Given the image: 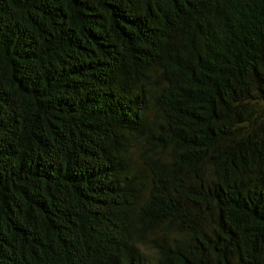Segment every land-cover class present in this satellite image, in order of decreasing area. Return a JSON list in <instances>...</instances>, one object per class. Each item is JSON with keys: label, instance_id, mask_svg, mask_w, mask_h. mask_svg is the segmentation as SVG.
<instances>
[{"label": "trees", "instance_id": "trees-1", "mask_svg": "<svg viewBox=\"0 0 264 264\" xmlns=\"http://www.w3.org/2000/svg\"><path fill=\"white\" fill-rule=\"evenodd\" d=\"M0 264H264V0H0Z\"/></svg>", "mask_w": 264, "mask_h": 264}]
</instances>
